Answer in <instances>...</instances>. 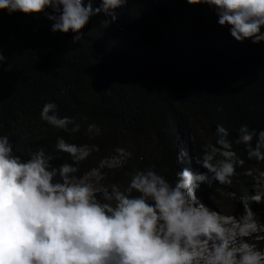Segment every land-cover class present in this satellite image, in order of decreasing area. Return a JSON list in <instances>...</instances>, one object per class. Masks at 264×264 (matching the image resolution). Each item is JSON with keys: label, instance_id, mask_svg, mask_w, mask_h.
I'll use <instances>...</instances> for the list:
<instances>
[{"label": "trees", "instance_id": "16d2710c", "mask_svg": "<svg viewBox=\"0 0 264 264\" xmlns=\"http://www.w3.org/2000/svg\"><path fill=\"white\" fill-rule=\"evenodd\" d=\"M92 7H99V0H93ZM115 15L111 23L104 13L92 16L83 39L73 43L75 33L52 32L54 22L43 14L0 10L5 56L0 68V135L8 136L14 153L25 160L43 148L54 157L53 167L72 163L68 154L55 149L58 137L88 144L93 150L78 165L77 178L99 169L114 149H126L139 127L146 137L157 133L152 146L129 148L130 163L104 178L109 190L116 185L123 191L135 171L152 165L170 181L184 167L206 172L199 165L202 148L215 143L216 126L222 124L245 163L237 168L230 189L220 190L247 199L261 178L252 179L264 169V161L248 159L246 146L235 141L241 125L264 130V41H236L227 26L217 23L213 8L186 0H129ZM48 102L57 105L58 116L79 123L80 130L64 131L41 120ZM89 123H95L99 133H89ZM251 143L254 147L256 139ZM180 152L186 154L183 163L177 160ZM212 186L202 184L196 191L206 204L215 193ZM97 198L102 199L100 193ZM230 201V213L240 217L243 204ZM250 207L257 222L264 219V202ZM257 239L264 248V238Z\"/></svg>", "mask_w": 264, "mask_h": 264}, {"label": "clouds", "instance_id": "9594fccd", "mask_svg": "<svg viewBox=\"0 0 264 264\" xmlns=\"http://www.w3.org/2000/svg\"><path fill=\"white\" fill-rule=\"evenodd\" d=\"M128 2L99 0L93 8V0H0V10L43 14L54 22L52 32L75 33V43L83 39L92 16L104 13L110 17L106 23L115 22L116 10ZM186 2L213 8L217 23L227 26L236 41H264V0ZM4 60L0 45V68ZM40 118L57 129L80 130L73 118L58 116L53 102L43 105ZM87 131L100 129L89 123ZM238 133L235 142L246 146L248 159L264 161V130L244 124ZM228 136V129L218 124L215 143L203 146L199 165L206 172L184 167L170 181L152 165L135 171L122 191L116 185L94 189L74 182L78 165L92 153L88 144L58 137L55 149L68 154L72 163L53 167L54 157L43 148L25 160L14 153L9 137L0 135V264H264L263 248L248 243L259 236L250 203L264 202V188L241 200L238 230L232 219L209 210L196 195L202 184L231 186L244 165ZM185 155L180 152L177 160L183 163ZM256 173L261 176L256 183L264 185V169ZM202 248L206 255H200Z\"/></svg>", "mask_w": 264, "mask_h": 264}, {"label": "rangeland", "instance_id": "374dc122", "mask_svg": "<svg viewBox=\"0 0 264 264\" xmlns=\"http://www.w3.org/2000/svg\"><path fill=\"white\" fill-rule=\"evenodd\" d=\"M194 35H197V32L194 33ZM147 128H149V127H147ZM164 132L167 135L169 134V132H170L169 124L164 126ZM156 136H157V133L154 132V134H152V137L151 136L150 137H146L145 134H144L143 128L139 127L137 129V131H136V134H134V136H132V135L130 136L131 137V141H128V143H126L127 144V148L126 149H122V148L114 149L113 153L108 158L102 159L100 161L99 169H92V170L86 172L85 174H83L82 176L74 178V182L86 183L90 187H93L94 189H99V188L105 187L104 178L108 174H113L114 173L113 172L114 169H117V168H119V167H121L123 165H128L130 163V161H129L130 157H128V156L129 155L131 156V152L129 154V151H130L129 148H131L133 150H136L138 148L137 146L142 147L143 144L148 146L150 143H151V146H152L155 143L154 140L156 139ZM260 175H262V173H260ZM257 176L259 177V175H257V173H255V177L252 178V179L256 180ZM262 177H264V175ZM244 179L246 180V177ZM222 186L223 185H220L217 188L216 184H213L211 190H212V192L215 191V193L214 194L210 193V195H208V198H209L210 202H207V204H205L199 198H198V200L202 204H204L209 210H213L214 211V209H216V210L219 209V210H217L218 213H220L225 218L232 219L233 220V228L238 230V228L240 226L238 224V221H239L240 217H235V216H233L230 213L231 210H230L229 205H228L227 202H232V201H230V199H233V200L236 201L237 206H241L242 205L241 200H239V197H237V195L234 194V192L232 190L221 191L220 188ZM224 188L225 189H230L229 186H224ZM262 188H264V185H259L255 181L254 188L252 187L253 194H255V190L259 191ZM257 225H258L259 233H254V234L255 235L256 234L257 235H261V237L264 238V219L261 220V221H258ZM259 225H261V226H259ZM249 237H247V239L245 238V240H248ZM257 240L258 239H255V238L251 237V239H250V241L248 243L253 244L255 247L261 248V247H259L257 245L258 244V243H256ZM239 242L240 241H237V243H239ZM261 250H262V253H264L263 252L264 248L261 249Z\"/></svg>", "mask_w": 264, "mask_h": 264}, {"label": "bare ground", "instance_id": "6f19581e", "mask_svg": "<svg viewBox=\"0 0 264 264\" xmlns=\"http://www.w3.org/2000/svg\"><path fill=\"white\" fill-rule=\"evenodd\" d=\"M207 254V250L202 248L200 251V255H206Z\"/></svg>", "mask_w": 264, "mask_h": 264}]
</instances>
